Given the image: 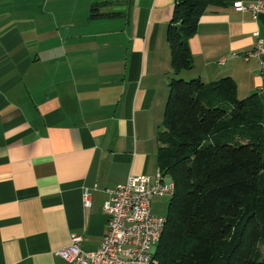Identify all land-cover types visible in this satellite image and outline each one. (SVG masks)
I'll return each instance as SVG.
<instances>
[{"label": "crops", "instance_id": "1", "mask_svg": "<svg viewBox=\"0 0 264 264\" xmlns=\"http://www.w3.org/2000/svg\"><path fill=\"white\" fill-rule=\"evenodd\" d=\"M239 1L258 0L201 17L180 77H232L240 99H264L260 61L242 58L264 24ZM81 2L0 0V264H67L58 251L72 234L97 250L110 191L160 170L176 0H106L94 19L101 3Z\"/></svg>", "mask_w": 264, "mask_h": 264}, {"label": "trees", "instance_id": "2", "mask_svg": "<svg viewBox=\"0 0 264 264\" xmlns=\"http://www.w3.org/2000/svg\"><path fill=\"white\" fill-rule=\"evenodd\" d=\"M225 0H176L167 31L174 78L158 139L159 169L174 182L152 264H264V99H240L232 77L185 80L190 39ZM103 4H94L91 19Z\"/></svg>", "mask_w": 264, "mask_h": 264}, {"label": "built area", "instance_id": "3", "mask_svg": "<svg viewBox=\"0 0 264 264\" xmlns=\"http://www.w3.org/2000/svg\"><path fill=\"white\" fill-rule=\"evenodd\" d=\"M234 6L243 12L252 11L255 21L264 14V0L254 5L239 1ZM254 49L243 55L248 61L256 58L264 71V38L255 34ZM225 59L220 61L225 63ZM261 93L264 94V86ZM176 191L174 182L166 180L158 170L154 179L149 176H130L124 184L110 191L111 198L105 204L108 225L101 246L95 251L83 249V236L72 234L71 243L58 251L67 264H152L154 248L164 233L167 217L152 212L155 199H171ZM84 205L91 207L89 191L84 193Z\"/></svg>", "mask_w": 264, "mask_h": 264}, {"label": "rangeland", "instance_id": "4", "mask_svg": "<svg viewBox=\"0 0 264 264\" xmlns=\"http://www.w3.org/2000/svg\"><path fill=\"white\" fill-rule=\"evenodd\" d=\"M81 1H82L81 3L84 2V0H81ZM103 1L105 2L106 0H97V3L103 4L102 5L103 7L104 5H107V3H103ZM121 7H122L121 5H116L115 8H118L117 10H119ZM107 9L108 8H104L101 10V12H106ZM79 15H82V14H79ZM166 180L168 181L170 180L169 176H166ZM169 204H170L169 198L154 200V202L152 203V212L158 216H167Z\"/></svg>", "mask_w": 264, "mask_h": 264}, {"label": "water", "instance_id": "5", "mask_svg": "<svg viewBox=\"0 0 264 264\" xmlns=\"http://www.w3.org/2000/svg\"><path fill=\"white\" fill-rule=\"evenodd\" d=\"M259 19H260V22L264 24V14H261ZM259 186L261 189H264V174H262L260 177Z\"/></svg>", "mask_w": 264, "mask_h": 264}]
</instances>
